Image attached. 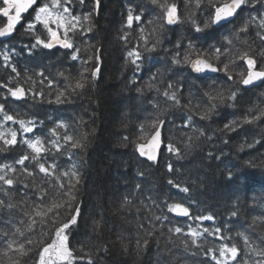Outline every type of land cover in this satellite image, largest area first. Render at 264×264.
Listing matches in <instances>:
<instances>
[{
    "label": "snow or ice",
    "instance_id": "6c2138e0",
    "mask_svg": "<svg viewBox=\"0 0 264 264\" xmlns=\"http://www.w3.org/2000/svg\"><path fill=\"white\" fill-rule=\"evenodd\" d=\"M148 4L156 19L129 2L117 34L125 52L123 70H131L121 91L135 93L128 99L147 113L136 116L140 122L134 133L121 135L120 146L132 147L140 167L130 188L124 175L122 194L98 190L99 211L85 221L86 174L76 158L86 163L97 133L94 113L47 127L39 115L11 113L6 105L9 99L70 105L99 87L105 66L98 39L104 0H0V67L8 70L0 81V264H110V245L116 244L124 264L129 258L134 264H182L186 255L203 256L201 264H264V234L254 240L237 232L234 239L225 234L228 221L203 226L215 225L216 215L194 209L192 189L176 179L183 162L197 167L219 160L224 148L217 146L231 148L241 136L237 152L264 147V0ZM182 24L186 33L173 41L168 33ZM42 50L59 51L60 66L18 69L17 57L32 58ZM221 110L227 113L222 124L216 120ZM9 123L18 128L6 127ZM121 123L128 128L127 115ZM244 163L264 167L251 159ZM160 166L172 174L167 184L176 192L159 201L149 196L151 204L138 206L135 197L147 188V169ZM234 176L226 170L227 181ZM143 208L149 211L141 218ZM227 211L236 223L240 206ZM117 218L134 230L117 225ZM175 218L195 227L178 226ZM249 228L264 232V220L253 217ZM109 231L114 240L105 239Z\"/></svg>",
    "mask_w": 264,
    "mask_h": 264
},
{
    "label": "trees",
    "instance_id": "16d2710c",
    "mask_svg": "<svg viewBox=\"0 0 264 264\" xmlns=\"http://www.w3.org/2000/svg\"><path fill=\"white\" fill-rule=\"evenodd\" d=\"M129 2L133 5L142 6L144 14L148 19H156L155 13H149L148 11L152 7L148 4V0H104V11L100 18L101 32L98 37L105 48L104 75L102 81L99 83V87L91 92L88 97L83 100H77L70 105L37 103L33 106L31 101L25 103L11 99H9L6 105L7 110L11 113L39 115L41 119L45 120L47 127L53 126V122L59 120L71 123L73 119H77L80 115H84V118L88 119L94 113L97 133L86 157V163L80 157L76 158L77 163L81 164L82 170L86 174L83 189V199L86 204L85 221L89 220L93 212L99 211L96 195L98 190H102V192L107 191L113 195L122 194L126 187L124 175L127 176V186L130 188L135 182L136 170L140 167L139 162L133 156L132 147L125 148L120 146L121 135L134 133L133 125L140 122L136 120V116H147V113H141L137 106L138 101L128 99L129 96L134 97L135 93L121 91L124 78L131 76V70L127 72L123 70V56L125 52L122 43L117 40V34L121 27V14ZM177 2L179 3L180 0H177ZM175 27L177 29L175 33H168V36L173 41L187 31V25L182 24ZM216 39H220V36L218 35ZM212 42L215 43V40ZM18 47L19 44H17ZM16 60L19 61L17 67L21 71L25 68L29 69V71L33 68L39 71L45 67L54 71L56 66H60V61L63 60V57L59 51L53 50L52 53H49L46 50H42L35 57L19 56ZM13 62L16 61L14 60ZM7 76L8 70L0 67V81L6 80ZM2 95L3 93L0 91V96ZM246 99L248 98L246 97ZM117 100L120 102L118 105ZM0 102L3 101L0 100ZM81 105L84 107H81ZM85 108L88 110L87 113L84 111ZM231 111L230 109L227 110V112ZM125 115H127L129 120L127 129L121 123ZM226 115L225 110H221V115L216 118L217 122L222 124L225 121ZM8 126L18 128V125H11L10 123L6 125V127ZM47 127L44 131L47 130ZM175 131V129H171L172 133H175ZM243 140L244 137L241 136L232 141L231 148L218 145V148H224V155L219 160L207 161L203 166L192 167L188 162H183L185 167L181 168L180 172L176 174V179L192 189L190 195L193 198L194 209L199 210L203 214L216 215L215 225L213 222L206 221L203 226L214 227L228 221L224 230L226 235L230 233L234 239H238L236 234L240 232L252 235L255 240L256 235L264 234L259 228L255 229V233L249 228L253 217L258 218V221L264 220V167L248 168L245 166L244 161L251 159L257 165H261L264 162V147L256 145L253 149L237 152L235 145L243 142ZM13 155H19V152ZM122 161L128 162L129 167L127 169L118 167V164ZM6 162L11 163L12 160L10 159ZM144 163L146 165L148 162L145 161ZM229 169L235 174L231 182L225 179L226 170ZM147 171L148 176L145 180L147 188L142 196L137 195L135 197V202L138 206L141 201L145 204H151L152 201L148 199L149 196L159 201L167 198L170 192H176L175 189H172L167 184V179L172 174L167 173L163 166L152 167L147 169ZM183 195L182 193L179 194L177 199ZM235 204L240 206L241 215L239 220L233 223L228 220L227 210ZM132 211L136 213L135 208ZM148 211L147 208H143L140 213L141 218L146 216ZM155 211L159 213V209H155ZM116 223L127 231L134 230L131 224H126L118 218L116 219ZM174 223L185 227V229L190 224L195 227V224L191 220L185 222L183 218H175ZM109 227L111 228V225ZM105 239L114 240L115 237L109 231L106 232ZM208 240L214 244L223 242L212 240L211 237H208ZM110 247H112V255L109 258L110 264H124L126 258L120 254L119 244L115 246L110 245ZM154 254L155 246H153V256ZM203 259V256L192 257L191 255L181 258L182 264H201ZM128 264H134V262L129 258ZM144 264H147V262L145 261ZM173 264H175V261Z\"/></svg>",
    "mask_w": 264,
    "mask_h": 264
},
{
    "label": "rangeland",
    "instance_id": "374dc122",
    "mask_svg": "<svg viewBox=\"0 0 264 264\" xmlns=\"http://www.w3.org/2000/svg\"><path fill=\"white\" fill-rule=\"evenodd\" d=\"M102 29H103V26H102ZM103 31V30H102ZM101 32V31H100ZM118 103H120L118 100H117V105H118Z\"/></svg>",
    "mask_w": 264,
    "mask_h": 264
}]
</instances>
